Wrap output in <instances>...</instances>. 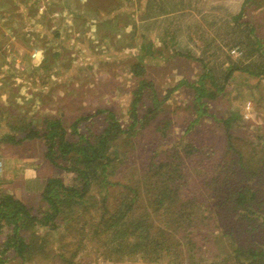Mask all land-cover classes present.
I'll list each match as a JSON object with an SVG mask.
<instances>
[{"label": "rangeland", "instance_id": "1", "mask_svg": "<svg viewBox=\"0 0 264 264\" xmlns=\"http://www.w3.org/2000/svg\"><path fill=\"white\" fill-rule=\"evenodd\" d=\"M61 1L63 10L55 8L59 5L57 0H47L45 5H40L39 0H23V3H28L39 16L49 12L54 25L56 19L66 22L71 26L68 37H81L85 43L78 41L71 46L48 48L51 54L59 51L58 64H51L49 75L41 72L40 77L37 76L34 81L36 85L32 86L31 83L32 89L27 87V83L25 88L18 85L15 88L23 92L30 89L33 95L26 99V95H21L20 102L12 96L0 103V137L2 134L14 133L12 126H20L27 121L40 127L43 117L50 116L62 122L68 132L67 138L75 140L77 136L70 132L67 125L75 116L97 109H102V115L91 124L93 133L96 127L103 125L109 111L123 124L128 123L132 116L129 112L134 108L132 101L136 99L133 91L139 79L133 69L139 66L143 69L141 77L147 84L141 89L143 98L137 101L136 112L138 116L147 114L148 123L130 138L116 140L119 158L122 152H126V157L120 158L122 163L116 175L126 186L122 189V185L118 184L120 189L115 187L117 191L130 193V188L136 186L134 179L129 180L133 170L131 166L134 165L136 171L143 169L144 160H148L151 153L156 157L157 152L161 159L165 154H172L177 161L174 151L168 148L176 145L180 153L185 152L184 144L189 140L195 141L197 146L205 144L209 148L206 159L194 155L184 157L182 162L189 176L188 185L195 184L194 189L201 190L204 176L214 175L219 171V165L237 164L238 160L244 158L253 160L259 157L264 147V72L260 69L256 75H249L240 68L256 70L260 65L264 66V51L261 55L257 52L246 55V48L254 41V34L264 38V0L248 1L242 16L239 13L245 0H213L212 8L210 0ZM16 2L10 7L13 12L0 16V55H9L10 51H14L21 56L22 50H25L35 59L38 54L43 55V47L29 44V34L34 25L31 19L15 16L11 19L17 10H28ZM76 15L85 16L87 31H80L82 26L79 27L81 22L80 19L76 20ZM106 18L113 21V25L107 27V23L98 31L94 20L104 21ZM40 20L43 22L45 19ZM36 21L37 28L41 29L40 21ZM73 22L79 32L72 28ZM245 22L254 23L257 31L254 34L248 32ZM12 27L16 31L22 27L24 30L20 32L23 37L15 40ZM102 35L107 39L102 38ZM43 40H49L48 36L39 37L37 45L42 46ZM53 40L52 43H57V39L53 37ZM14 41L19 42V53L12 48ZM233 48L238 50L237 55L231 54ZM233 63L240 68L231 69ZM208 72L213 75L215 85L207 75ZM21 73L27 80L33 74L28 69ZM43 75L46 77L42 78ZM26 79L25 82H28ZM217 87L219 91L215 90ZM194 88H204L202 100L206 102L208 113L202 116L194 107V96L199 92ZM214 91L213 97L206 96V93L209 95ZM230 116L234 122L226 131L221 121ZM193 120L198 122L190 131H186ZM80 126L81 130L87 128L83 124ZM128 140L131 145H128ZM0 155L4 162L0 191L12 194L33 208L41 205L39 194L48 176L60 177L65 183L73 176L53 167L43 157V148L29 142L13 145L0 141ZM26 172L32 176H25ZM220 173L227 178L224 179L225 183L220 181L217 194L228 191L227 186L233 184L229 173ZM13 179H19L20 182L13 183ZM251 183H256L260 190L264 189V175L251 177ZM113 194L118 195L115 192ZM139 196L142 201L135 206L140 208L145 204L146 197L141 191ZM215 200L219 198L211 200L207 196L206 206L202 207L206 211L204 214L208 215L205 220L213 218L217 223L213 232L206 231L202 235L190 237L194 236V239L204 243L207 250L216 248L218 257L228 258L223 264H235L229 258L235 246L232 242L248 241L249 245L256 247L261 244L262 237L256 232L249 236L246 227L249 222L238 212L231 215L232 210L228 205L215 207L219 203ZM117 203L120 200L115 201ZM91 214L96 219V213ZM251 223L257 224L258 221L253 220ZM37 230L36 235H40V238L45 235L46 239L42 256L35 255L31 260L20 262L14 258L13 252L7 251L5 264H145L139 258H124L120 261L103 259L96 253L94 243L76 248L73 235H58L64 233L60 229L57 232L38 227ZM45 231L48 232L45 234ZM27 234L24 232V235ZM5 236L6 228H1L0 242L4 241ZM59 236H63L62 242ZM59 250H66L65 255L76 250L74 260L67 263L58 257L48 256ZM183 250L181 247V252ZM163 257L150 264H184L182 259L177 261L175 255Z\"/></svg>", "mask_w": 264, "mask_h": 264}, {"label": "trees", "instance_id": "2", "mask_svg": "<svg viewBox=\"0 0 264 264\" xmlns=\"http://www.w3.org/2000/svg\"><path fill=\"white\" fill-rule=\"evenodd\" d=\"M248 1L250 0H245L240 16L244 14ZM245 24L248 32L254 34L257 31L254 23ZM263 39L254 34V41L251 45L248 44L246 55L256 52L261 55L264 51ZM232 66L234 67L231 69L240 68L234 63ZM240 69L249 75H256L260 69L264 72L263 65L256 70ZM133 71L139 79L133 91L136 98L132 101L134 108L129 112L132 116L126 124L117 120L109 111L104 117L103 125L96 127V132L93 133L91 124L102 115V109H97L75 116L67 125L70 132L77 136L75 140L67 138L68 132L66 133L62 122L50 116L43 117L40 127L27 121L23 125L12 126L14 133L2 134L0 141L4 144L29 142L42 147L43 157L47 162L73 176L68 183L63 182L60 177L48 176L39 194V208L28 206L12 194L0 191V229L6 228L5 239L0 242V264H5L7 251L13 252L14 258L20 262L31 260L35 255L42 256L46 239L45 235L42 238L36 235L38 227L64 232L58 235L71 233L76 248L94 243L96 253L107 260L139 258L143 263L150 264L163 259V256L168 258L175 255L178 257L177 261L182 259L184 264H221L228 258L218 257L216 248L209 251L204 243L194 239V236L190 237L202 235L206 231L211 233L216 227L217 223L213 218L205 220L208 215L204 214L206 211L202 207L206 206L207 196L211 200L219 198L218 201L215 200L219 202L215 207L228 205L232 210L231 215L238 212L247 220L249 236L256 232L262 237L261 244L256 247L249 245L248 241L232 242L235 246L229 258L235 264H264V189L260 190L256 183L250 184L251 177L264 175V147L256 159L244 158L242 161L238 160L237 164L219 165L220 169L214 175L204 176L200 190L194 189L195 184L188 185L189 176L182 162L184 157L194 155L206 159L209 148L205 144L197 146L195 141L189 140L184 144L185 152L180 153L177 146L172 145L168 149L174 151L177 161L172 154H165L161 159L160 153L157 152L156 157L151 153L148 160H144L143 169L136 171L134 165L131 166L133 170L129 180L134 179L136 186L130 188V193L125 190L117 191L115 187L120 189L118 184L122 185V189L126 186L116 176L122 163L120 158H125L126 152H122L119 158L116 140L130 138L148 123L147 114L138 116L136 112V103L143 98L141 89L147 82L141 77V67L137 66ZM207 75L215 85L213 75L210 72ZM194 90L199 91L194 96V107L202 116L208 113L206 102L202 100L204 88ZM215 90L219 91V88ZM216 91L209 95L206 93V96L213 97ZM153 98L155 99L154 96ZM196 120L190 121L186 131L196 125ZM233 120L230 116L221 121L226 131ZM81 124L87 128L81 130ZM128 145H131L130 140ZM220 171L229 173L233 184L227 186L228 191L217 194L220 181L225 183L224 179L227 178ZM140 191L144 192L146 198L145 204L139 208L135 205L142 201ZM117 200H120L119 204H115ZM138 208L139 211L134 213ZM91 213H96V219ZM253 220L258 223L252 224ZM24 232L28 234L24 235ZM46 232L48 231L45 234ZM241 233L242 231L239 235ZM86 235L90 237L87 238ZM59 239L62 242L63 236H59ZM181 247L184 248L182 252ZM65 252L66 250L54 251L48 256L58 257L62 262L73 261L76 250H72L69 255H65Z\"/></svg>", "mask_w": 264, "mask_h": 264}, {"label": "crops", "instance_id": "3", "mask_svg": "<svg viewBox=\"0 0 264 264\" xmlns=\"http://www.w3.org/2000/svg\"><path fill=\"white\" fill-rule=\"evenodd\" d=\"M55 1L56 0H53V2H55ZM57 1H58L59 5L55 6V8L57 10H63V8L61 7V4H60V3H62V1L61 0H57ZM193 1H195V0H193ZM14 2H16L17 5H21L22 7L24 6L28 10H24V9L17 10V13L12 14L11 19H13L14 16L15 17H21V18L28 17L29 19H31V22H33L32 24H34V25H33L32 31H31V35L29 34V36L31 38L30 42L32 40V44L30 42H29V44L33 45L35 47H39V48L43 47V52H42L43 55L39 56V54H38L37 58L32 59L31 56L29 55L30 53L28 51H25V50H22L23 55H21V56L17 55V53H15L14 51H10L9 55H5V56L0 55V103H2V101L4 102L5 99H7V98H11L12 96L16 99V101L20 102L19 99H20L21 95H26V97L24 99H26L30 95H33V93H30V91H29L30 89L27 90L26 92H23L20 89L15 90V88L17 87V85H18V87L22 86L23 88H25V86H26L25 83L29 84V86H27L28 88H31V86H30L31 83H32V86H34V84L36 85V82L34 83V81L37 80V76L40 77L39 74H41V72L49 75L48 74L49 71L52 70L51 66L52 65L55 66L56 64H58L57 60H58V54H59V51L53 52L51 54V51H49V50H51V47H58L59 48V47H64V46H71L72 44H77L78 41H80V43H82V44L85 43V39H83L81 37H79V38L68 37V29L71 26H69L66 22H61V20L56 19L55 25H54V19H51V17L49 16V12L45 13L44 15L39 16L40 14L36 13L35 9L32 8L28 3H26V2L23 3V0H21V1L20 0H0V6H2V7H0V16H3V15L7 16V14H9L13 10V9H10V7L13 5ZM210 4H211L210 8H212L213 0H210ZM76 17H77L76 20L80 19V22L82 23V24L81 23L79 24V27L82 26L80 28V31L81 32L87 31V23L88 22L84 21L85 16L84 15H76ZM40 18H43L45 20L43 22H41ZM36 20L40 21L41 29L37 28L38 25L35 24V22H34ZM91 20H93V19H91ZM111 22H113V21H111L108 18H106L104 21H97L95 19L94 25H95V28L97 27L98 28L97 30L100 31V29H102V27L107 23H108L107 27L112 26L113 23H111ZM43 23H45V24L43 25ZM46 24H47V26H46ZM73 24H74V22L72 23V28L74 30H78L79 28L77 27V25H73ZM13 25L14 24H12V26ZM12 28L14 29L15 27H12ZM23 30L24 29H22V27H18V31L12 30V33L15 36V40H16V38L18 39L20 37H23V34H21V32ZM51 30H54V31L51 32ZM78 32H79V30H78ZM4 35H6V34H4ZM46 36H48L49 40H47V41L43 40L42 46L40 44L37 45V42L39 41V37L45 38ZM51 36H52V38H50ZM53 37L55 39H57V43H52V41H54ZM64 37L68 40L66 41L64 39ZM104 37L105 36L102 35V38H104ZM105 39H107V37H105ZM64 42H65V44H64ZM12 44H13L12 48L14 50L15 49L18 50V53H19L20 52L19 51L20 46H18L19 42L14 41ZM86 45H88V43ZM48 48H49V50H48ZM38 56L40 57V59H38ZM60 63H62V61H60ZM24 69H28L31 73H33L32 75L28 76L29 77L28 80L21 73V71H24ZM44 77H46V76L43 75L42 78H44ZM59 78L61 79V77H59ZM25 79L28 82H25ZM10 86H11V89H9ZM25 176H32V174L27 173V175H25ZM14 182L17 183L20 181H19V179H15V180L13 179V183Z\"/></svg>", "mask_w": 264, "mask_h": 264}, {"label": "built area", "instance_id": "4", "mask_svg": "<svg viewBox=\"0 0 264 264\" xmlns=\"http://www.w3.org/2000/svg\"><path fill=\"white\" fill-rule=\"evenodd\" d=\"M30 1H35V0H30ZM39 4L40 5H45L47 0H39ZM231 54L236 55L238 53L236 48L231 49ZM3 171H4V162H3V158L0 155V179L2 178L3 175Z\"/></svg>", "mask_w": 264, "mask_h": 264}]
</instances>
